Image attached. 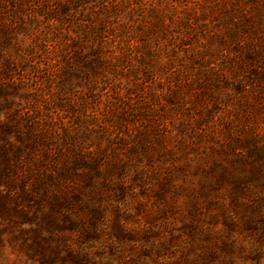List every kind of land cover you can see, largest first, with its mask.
Masks as SVG:
<instances>
[{"label":"rangeland","instance_id":"rangeland-1","mask_svg":"<svg viewBox=\"0 0 264 264\" xmlns=\"http://www.w3.org/2000/svg\"><path fill=\"white\" fill-rule=\"evenodd\" d=\"M0 264H264V0H0Z\"/></svg>","mask_w":264,"mask_h":264}]
</instances>
